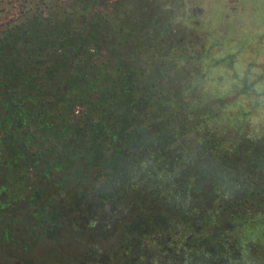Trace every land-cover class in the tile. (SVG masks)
Masks as SVG:
<instances>
[{
    "label": "trees",
    "instance_id": "1",
    "mask_svg": "<svg viewBox=\"0 0 264 264\" xmlns=\"http://www.w3.org/2000/svg\"><path fill=\"white\" fill-rule=\"evenodd\" d=\"M192 5L0 0V264H264V124Z\"/></svg>",
    "mask_w": 264,
    "mask_h": 264
},
{
    "label": "rangeland",
    "instance_id": "2",
    "mask_svg": "<svg viewBox=\"0 0 264 264\" xmlns=\"http://www.w3.org/2000/svg\"><path fill=\"white\" fill-rule=\"evenodd\" d=\"M191 14L199 16L201 28L207 35L205 46L215 44L210 55L216 69H209V76L216 81L223 79L217 85L219 91L223 90L221 97L234 105L231 112L238 109L247 114L248 127L263 125L264 99H257L261 104L252 114L249 96H239L240 87L235 84L245 77L251 92L261 90L264 93V0H194ZM203 61L205 64V57ZM230 62L235 68L232 71Z\"/></svg>",
    "mask_w": 264,
    "mask_h": 264
}]
</instances>
